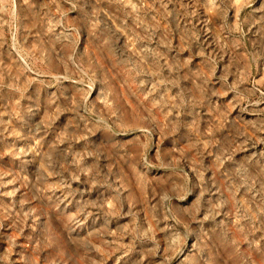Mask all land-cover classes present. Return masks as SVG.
Segmentation results:
<instances>
[{
	"label": "rangeland",
	"instance_id": "374dc122",
	"mask_svg": "<svg viewBox=\"0 0 264 264\" xmlns=\"http://www.w3.org/2000/svg\"><path fill=\"white\" fill-rule=\"evenodd\" d=\"M0 264H264V0H0Z\"/></svg>",
	"mask_w": 264,
	"mask_h": 264
}]
</instances>
